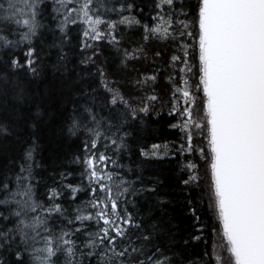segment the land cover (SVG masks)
<instances>
[{
    "label": "trees",
    "instance_id": "1",
    "mask_svg": "<svg viewBox=\"0 0 264 264\" xmlns=\"http://www.w3.org/2000/svg\"><path fill=\"white\" fill-rule=\"evenodd\" d=\"M12 2L18 11L5 19L12 17L9 0H0V199L3 185L14 189L21 168L29 169L33 199L62 208L49 216L48 227L73 233V264H101L107 241L95 249L85 244L106 227L90 204L107 194L93 195L97 185L86 161L104 155L97 168L113 180L103 183L113 186V196L120 185L111 218L126 229L116 240L117 250L128 248L125 264H218L217 255L227 257L213 207L206 123L194 126L205 116L198 0H92L89 15L102 21L95 25L99 39L84 35L90 29L80 10L85 0ZM33 11L39 27L24 39L27 28L15 19ZM157 27L160 32L152 31ZM186 107L193 114L187 128ZM14 208L0 205V264H35L33 249L43 243H24ZM81 214L94 219L76 220ZM129 216L132 223L124 224ZM54 259L64 264L65 256Z\"/></svg>",
    "mask_w": 264,
    "mask_h": 264
},
{
    "label": "snow or ice",
    "instance_id": "2",
    "mask_svg": "<svg viewBox=\"0 0 264 264\" xmlns=\"http://www.w3.org/2000/svg\"><path fill=\"white\" fill-rule=\"evenodd\" d=\"M164 2L171 4L172 0ZM91 3L92 0H85L80 9L87 17L85 22L90 25L84 35L92 32L95 33L92 38L99 39L101 34L95 25L102 21L89 16ZM2 10L3 5H0ZM8 10L12 17L5 19L14 18L18 10L12 0H9ZM15 23L27 28L24 39H28L29 34L34 35L39 27L35 11L29 18L15 19ZM152 31L160 32L161 29L157 27ZM164 32L167 34L166 29ZM0 39L4 37L0 36ZM198 51L199 87L204 96L206 117L203 126L207 128L211 153L213 207L222 226V239L226 241L228 253L227 257L217 255V261L218 264H264V0H198ZM32 54V51L27 53L28 56ZM176 59L178 57H173ZM13 63L18 66V62ZM32 63L28 61L29 66ZM182 95L186 102L193 99L188 90H183ZM112 103L115 104L116 99ZM182 115L188 118L184 124L187 128L193 123L191 108L186 107ZM194 126L201 128L202 124L196 122ZM191 140L189 133V150ZM95 146L93 142L92 147ZM28 156L30 158L31 153ZM96 160L104 162L106 157L99 155L86 161L89 179L97 185L92 192L95 195L98 190L107 195L103 200L91 202L90 206L97 209L95 218L106 227L90 234L85 247L95 249L107 241V247L100 255L101 264H125L122 258L129 254L128 248L117 250L116 240L124 237L126 229L111 218L117 215L120 185H114L117 194L113 196V186L103 183L112 181L113 175L99 170ZM189 167L195 168V165ZM21 173L14 189L9 190L7 184L3 185L5 196L0 199V205H15L11 215L17 218L16 231L25 244L42 241V247L33 249L37 253L33 257L35 264H57L54 258L58 253L65 256L64 264H73L76 257L73 233L62 230L54 234L48 227L52 213L62 214L61 206L45 207L34 200L30 170L22 167ZM75 191L78 190L73 189ZM56 196L53 191L50 199ZM75 219L83 222L94 216L81 214ZM123 223L131 224V217L123 218ZM137 251L139 249L132 248V252ZM88 255H95V252L90 251ZM140 264L144 262L140 261ZM154 264H164V261L156 260Z\"/></svg>",
    "mask_w": 264,
    "mask_h": 264
},
{
    "label": "rangeland",
    "instance_id": "3",
    "mask_svg": "<svg viewBox=\"0 0 264 264\" xmlns=\"http://www.w3.org/2000/svg\"><path fill=\"white\" fill-rule=\"evenodd\" d=\"M92 19H94L91 15H89ZM83 17H85L84 15H83ZM201 121L203 122V123H206V117L204 116L201 120H198V122H200L201 123ZM202 124V123H201ZM207 139H208V132H207ZM208 149H209V151H210V148H209V144H208ZM210 159H211V153H210ZM210 163H211V160H210ZM96 166L98 167L99 166V164L97 163L96 164ZM225 243H226V241H224ZM220 251V250H219ZM227 253V252H226Z\"/></svg>",
    "mask_w": 264,
    "mask_h": 264
}]
</instances>
